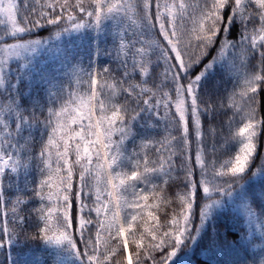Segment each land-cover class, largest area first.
Here are the masks:
<instances>
[{"label": "snow or ice", "instance_id": "6c2138e0", "mask_svg": "<svg viewBox=\"0 0 264 264\" xmlns=\"http://www.w3.org/2000/svg\"><path fill=\"white\" fill-rule=\"evenodd\" d=\"M262 142L264 0H0V264H264Z\"/></svg>", "mask_w": 264, "mask_h": 264}, {"label": "trees", "instance_id": "16d2710c", "mask_svg": "<svg viewBox=\"0 0 264 264\" xmlns=\"http://www.w3.org/2000/svg\"><path fill=\"white\" fill-rule=\"evenodd\" d=\"M100 47L102 49L110 48V39L108 42L101 40ZM100 59L103 61L107 60L108 57L102 53ZM211 86L209 85V87ZM261 151L264 152V142L261 144ZM246 188L254 210L261 214V207L264 205V179L251 180ZM216 224L221 239L213 246L210 234L205 235L190 253L191 264H234L238 258L244 257L245 252L237 241L247 232L254 231L255 226L249 225L243 217H238L237 210L234 207L226 208L217 217ZM224 236H227V242L222 239ZM254 239L259 240V237H254ZM228 245H231V247ZM248 251L251 255L253 252H259L260 249L254 247ZM13 256L17 259H23L25 264H37V259H39V264H52V258L47 252L33 243L25 244L21 241V244L14 248ZM5 258L6 252H0V261H4ZM247 264H252L251 259L247 261Z\"/></svg>", "mask_w": 264, "mask_h": 264}]
</instances>
